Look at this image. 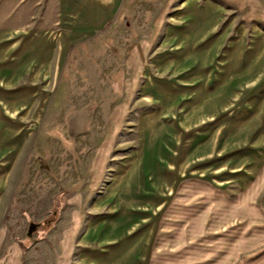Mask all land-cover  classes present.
I'll return each instance as SVG.
<instances>
[{
    "label": "crops",
    "instance_id": "obj_1",
    "mask_svg": "<svg viewBox=\"0 0 264 264\" xmlns=\"http://www.w3.org/2000/svg\"><path fill=\"white\" fill-rule=\"evenodd\" d=\"M152 1L157 11L148 36L126 43L116 31L129 24L131 35L141 33L137 11L143 0H0V212L31 137L40 136L51 108L61 105L63 66L71 54L98 58L111 45L123 58V96L107 135L112 138L126 118L127 76L144 67L148 73L133 103L140 107L137 147L115 167L97 203L101 215L87 222L92 244L83 253L86 264H149L158 203L180 182L193 175L214 191L243 187L264 168V149L245 161L244 173L223 172L216 157L223 112L234 111L236 121L264 122V82L232 81L255 52L264 67L263 0ZM244 42L251 50L241 53ZM188 58L197 60L196 81L153 80L175 73ZM209 70L212 80L202 78ZM254 135L264 137V126ZM105 168L91 178L93 185ZM5 235L0 226V264H20L21 247L5 246Z\"/></svg>",
    "mask_w": 264,
    "mask_h": 264
},
{
    "label": "rangeland",
    "instance_id": "obj_2",
    "mask_svg": "<svg viewBox=\"0 0 264 264\" xmlns=\"http://www.w3.org/2000/svg\"><path fill=\"white\" fill-rule=\"evenodd\" d=\"M156 11L155 1L143 0L137 11L143 22L141 33L131 35L129 24L116 33H124L126 43L147 37ZM111 48L108 55L101 53L98 58L76 59L71 54L67 59L61 105L51 108V118L39 137H31L13 172L0 226L6 231L5 246L21 247L20 264H86L83 253L92 244L87 222L100 214L95 212L97 203L115 167L136 150L140 107L133 103L148 73L144 67L127 76L126 118L114 138L107 136L113 126L111 118L119 114L115 111L123 96L124 78L123 58ZM240 50L245 53L251 47L244 42ZM256 53L246 58L248 63L232 76L233 82H264V67ZM207 60L212 65L213 59ZM180 64L182 68L175 73L158 74L153 80L196 81L197 60L188 58ZM201 76L212 80V70ZM237 117L234 111L223 112L216 143L217 166L223 172L240 168L244 173L245 161L264 149V137L254 135L264 122L234 120ZM103 157L108 159L103 161ZM103 164L104 174L93 185L91 178L102 172ZM187 178L179 181L167 201L158 203V235L149 264H264V168L243 187L225 185L217 191L193 175Z\"/></svg>",
    "mask_w": 264,
    "mask_h": 264
}]
</instances>
